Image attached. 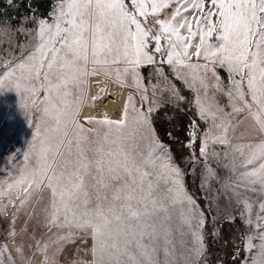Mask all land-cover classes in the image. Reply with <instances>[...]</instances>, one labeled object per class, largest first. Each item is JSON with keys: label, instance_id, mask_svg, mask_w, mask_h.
Wrapping results in <instances>:
<instances>
[{"label": "snow or ice", "instance_id": "obj_1", "mask_svg": "<svg viewBox=\"0 0 264 264\" xmlns=\"http://www.w3.org/2000/svg\"><path fill=\"white\" fill-rule=\"evenodd\" d=\"M49 16L33 17L35 27L25 28L35 41L24 46L30 48L26 56L22 51L16 62L0 59L5 68L0 91H15L26 114L39 113L24 164L15 176L0 181V215L12 208L14 219L44 189L50 194L46 226L66 230L51 242L56 245L53 252L61 251L76 230L92 238V260L76 264H199L205 253V216L185 190L182 170L168 146L157 136L155 97L170 91L184 99L169 81L165 65L196 93L199 118L206 123L211 119L212 126L201 137L192 120L185 147L194 149V161L203 158L206 179L215 175L209 158L220 156L210 145L233 147L228 138L231 121L225 117L245 113L264 133V0H56ZM9 27L0 22V36H7ZM149 66L160 78L151 88L141 71ZM219 69L227 72V84ZM100 75L135 89L139 106L129 94L121 119L85 117L87 123L100 125L88 130L78 117L87 78ZM209 89L214 90L211 97ZM215 92L227 95L232 113L219 107ZM65 139L68 147L61 154ZM233 151L243 158L244 171L231 192L250 232L255 229L243 234L241 242L247 251L256 250L251 264H264V199H259L264 197V139L236 145ZM56 155L61 156L59 163ZM240 189L256 193V198ZM177 206L181 236L191 238L179 257L171 224V210ZM161 242L163 261L158 258ZM48 247L37 244L45 254L43 264H55ZM15 251L23 258L22 248ZM6 253L11 261L8 246H0V264H5Z\"/></svg>", "mask_w": 264, "mask_h": 264}, {"label": "rangeland", "instance_id": "obj_2", "mask_svg": "<svg viewBox=\"0 0 264 264\" xmlns=\"http://www.w3.org/2000/svg\"><path fill=\"white\" fill-rule=\"evenodd\" d=\"M47 2H49V11L44 17V8L41 6ZM55 2L56 0H13V3L10 5L8 0H0V22H2L3 25L10 23L8 35L0 36V59L12 60L13 62H16V59L21 57L22 51L25 56L28 54L30 48H26L24 46L35 43V41L33 37L27 34L25 28L32 29L35 27V25L31 23L33 17L37 20L41 18L50 20L51 17L49 16V13L52 12ZM39 5L41 6L39 7ZM4 71L5 68L3 65H0V74ZM100 79L101 78L99 77H91L88 79V84L86 83L85 85V103L81 106L78 119L84 125V128L88 130H91L93 127L99 128L100 125L87 123L85 121V117L103 119L107 116L109 119L118 120L123 115L127 91H124L121 87L114 86L112 88L109 87V91H103V93H101L100 88L103 84L105 86V82ZM42 95L43 93H41V96ZM90 97L98 98L90 100ZM38 119L39 113L32 111L26 114L20 108V96L18 93L15 91H0V181L7 180L10 177L15 176L19 167L24 164V157L28 154L30 145H32L35 140V125ZM41 127H43V124H41ZM249 134L251 135L248 137H251L252 139L248 142V144L259 143L262 139H264V133H261L255 125H252L251 132ZM71 135L72 133L70 131L69 137H71ZM102 135L103 131L101 132V136ZM95 139L96 137L93 136V141H95ZM163 144L168 146L166 143ZM67 147L68 140L65 139L64 145L60 147L59 152L61 154H65ZM140 147L143 149L145 148V145L141 144ZM168 148L170 150L169 146ZM73 152H75L74 147ZM88 154L89 156L92 155L91 152ZM191 154L192 153H188L180 162L187 166L189 171L193 160ZM71 159L74 160L75 156L73 155ZM55 160L59 163L61 161V156L56 155ZM174 162L177 164L175 160ZM55 166L56 165L53 164V167ZM177 166L180 168L179 164H177ZM182 180L183 185H185L184 176H182ZM87 183L89 194L94 202L96 195L94 181L90 179ZM160 188L161 190L165 188L163 182L160 183ZM184 188L187 191L186 186H184ZM187 193L189 192L187 191ZM246 196L252 197L253 199L256 198V194L250 190L247 191ZM204 199L209 203L211 220L208 223L210 227L209 234L205 231V224L207 223L206 220L203 227L205 253L200 259L199 264H209V255L207 253L206 244L207 236L209 235L213 238V240L217 241L220 236L219 229L222 222H232L235 218H239L242 224L246 227L244 234H251L255 231L253 227L250 232L249 226L240 216V209L238 205L231 209H227L229 216H225L221 213L218 214L220 211L218 209L215 210V213H213L212 204L207 200V198L204 197ZM259 199H264V197H260ZM49 200L50 194L46 190L41 189L36 192L29 205L14 214V219L12 218V208L8 209L7 215H0V246L7 245L12 256V260L10 261L7 258V253L5 254V264H13V261L15 264H43L45 254L42 250L37 248L38 243L41 247L44 244L49 245L48 255L50 257L54 256L55 264H62L61 262L64 261V264H69V252H73L74 255L75 250L80 256L84 254L85 249H89V244L92 240L91 236L76 230L74 232L73 239L71 241L64 242L61 245V251L55 253L53 252L56 245L51 242L56 239L58 234H65L66 230L53 228L50 231L49 227L46 226L44 209L49 206ZM3 202L6 204L7 200L5 199ZM258 203L259 200H257V205ZM199 209L201 210L200 207ZM161 215H163V213H161ZM171 217V224L173 227L172 240L177 250V256L179 257L185 251V247L189 246L191 238L187 234L181 236L179 230L180 218L178 206L175 210H171ZM13 231L15 234L11 235L10 233ZM184 231L187 233V229H184ZM234 242H236L235 238L233 245ZM254 243L259 244V241L256 240ZM226 245L227 243L224 242L223 246L225 247ZM14 246L22 248L23 258L16 253ZM160 247L161 251L158 253V258L163 261V242H161ZM65 250L68 251V255ZM233 252L234 255L231 256L232 261L242 257L239 264H251V259L256 254L255 249L249 252L242 243L241 245L240 243H236L235 247H233ZM79 256L77 257L75 255L76 258H74V264H76L77 261H80ZM85 260L82 262H85ZM181 264H183L182 261ZM217 264L221 263L217 262Z\"/></svg>", "mask_w": 264, "mask_h": 264}, {"label": "crops", "instance_id": "obj_3", "mask_svg": "<svg viewBox=\"0 0 264 264\" xmlns=\"http://www.w3.org/2000/svg\"><path fill=\"white\" fill-rule=\"evenodd\" d=\"M88 67L90 71L92 65L89 64ZM141 71H142V75L145 77V83L148 85L149 88H151L153 84H156L157 81L160 80V78L155 75L153 68L151 66L145 67ZM164 71L169 76V81L175 84V87L178 90V96H182L184 99L181 100L178 98H174L170 91H164L162 94L158 93L157 96L155 97V99L158 101V110L166 106H170L178 110H183L182 107L186 105V107H188L189 109V113L200 125L201 137H202L203 132L207 131L209 127L212 126L211 119H209L208 122L206 123L204 120H201L199 118L197 108L195 105L196 93L192 89L188 88L182 81L176 80L175 77L171 74L167 65L164 66ZM219 74L221 78L224 80V83L227 84L228 83L227 72L223 69H219ZM91 77L93 76L87 78V84H88V79ZM94 77H99L101 78L100 80H104L105 86L104 84L102 86H104L103 88L105 92L109 91L108 90L109 87L112 88L114 86H117V87H121L124 91H127V97L129 94L135 95L137 98V106H139V94L136 92L135 89L129 88L127 85L118 82L113 77H106L103 75L94 76ZM149 80L151 81V83H149ZM175 81H178L181 87L183 88V90H185L189 94L188 100L185 98V96H183V94L180 91V87L176 84ZM162 83L163 82L161 81V84ZM213 92H214L213 89H209L210 97L213 95ZM127 97H126V102H127ZM215 102H217L219 104V107L224 110V113H232V109L229 105L228 97L224 93L215 92ZM158 110H156L153 113V116ZM225 119H230L231 121L232 127H230L229 129L228 138L233 147H228L219 144L210 145V150L214 148L215 151L220 153L218 159H213L211 157L209 158V162L212 168L215 170V175L212 177H207V179L205 178L206 174L204 173V164L202 162L203 158H200V161H194L193 159L189 172L193 177H196L195 179L199 181L200 187L203 192V196L207 198V200L212 204L213 213H215V210L218 209L220 210L218 214L221 213L222 215L229 216L227 209H231L237 205L236 197L233 196L231 192V188L235 187V181L240 179V174L241 172L244 171V169L241 167L243 158L240 156L238 152H234L233 148L236 145L248 144V142L252 139L251 137L248 136L251 135L249 133L251 132L252 125H255V123L252 120V118L250 117L246 118L245 113H240V114L232 113L230 117H225ZM217 123H219L218 120ZM216 131L217 130L213 128V132ZM176 135L177 137L179 136L178 133H176ZM177 137H175V139ZM199 146L200 145L198 144V147L196 148L195 151L197 156L199 154L198 153ZM225 153H227V156H225ZM240 191H242L244 195H247V191L249 190L240 189ZM92 243L93 242L91 240L89 244V249L88 250L85 249L84 254L80 256L77 254L75 250H74V255L73 252L72 253L69 252V264H74V258H76L75 255L77 257L79 256L80 261H83L85 259H86L85 262L91 261L92 256L90 249ZM65 252L68 255V251L65 250ZM64 262L61 263L64 264Z\"/></svg>", "mask_w": 264, "mask_h": 264}, {"label": "trees", "instance_id": "obj_4", "mask_svg": "<svg viewBox=\"0 0 264 264\" xmlns=\"http://www.w3.org/2000/svg\"><path fill=\"white\" fill-rule=\"evenodd\" d=\"M40 6L41 5H39V7ZM48 6L49 2L41 6L44 8V17L49 11ZM175 82L180 87V91L183 96H185L188 100L189 94L183 90L178 81ZM182 108L183 110H178L170 106L161 108L152 118L153 126L156 129V133L160 141L166 143L170 147L174 160L177 164H179L183 172L184 183L187 191L197 201V204L205 215V220L207 222L205 224V231L209 234L210 227L208 223L211 220L209 203L204 199L202 189L197 179L192 177L187 166L180 163L188 154L184 147V133L187 124V117L184 112H189V109L186 105ZM168 133H171V136H169ZM176 133L179 134L178 137ZM175 137L177 138L175 139ZM245 228L246 227L242 224L240 219L235 218L232 222H222L219 229L220 236L217 241L213 240V238L208 235L206 244L207 253L209 255V264H217V262L221 264H239L242 257L232 261L231 256L234 255L233 247H235V244L240 243L241 245V236L244 234ZM234 238L236 242H234L233 245ZM224 242L227 243L225 247L223 246Z\"/></svg>", "mask_w": 264, "mask_h": 264}, {"label": "built area", "instance_id": "obj_5", "mask_svg": "<svg viewBox=\"0 0 264 264\" xmlns=\"http://www.w3.org/2000/svg\"><path fill=\"white\" fill-rule=\"evenodd\" d=\"M184 114L186 115V117H187V124H186V129H185V133H184V147H185V143L187 142V138H188V135H189V131H187V129H188V126H189V124H190V122L192 121V120H195L193 117H192V115L189 113V112H184ZM198 123V122H197ZM199 125V124H198ZM199 128H200V125H199ZM200 134H201V128H200ZM196 148H197V146H196ZM196 148H195V150H196ZM185 149H186V151L188 152V153H193V151H194V149H190V148H186L185 147Z\"/></svg>", "mask_w": 264, "mask_h": 264}]
</instances>
